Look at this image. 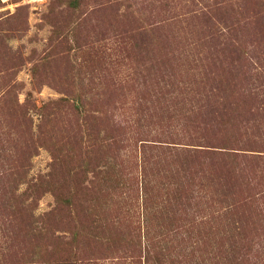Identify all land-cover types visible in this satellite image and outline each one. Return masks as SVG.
Masks as SVG:
<instances>
[{
	"label": "rangeland",
	"instance_id": "1",
	"mask_svg": "<svg viewBox=\"0 0 264 264\" xmlns=\"http://www.w3.org/2000/svg\"><path fill=\"white\" fill-rule=\"evenodd\" d=\"M0 264H264V0H0Z\"/></svg>",
	"mask_w": 264,
	"mask_h": 264
}]
</instances>
